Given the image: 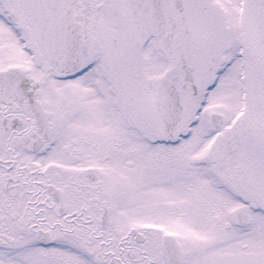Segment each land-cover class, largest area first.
I'll use <instances>...</instances> for the list:
<instances>
[{"label":"flooded vegetation","instance_id":"flooded-vegetation-1","mask_svg":"<svg viewBox=\"0 0 264 264\" xmlns=\"http://www.w3.org/2000/svg\"><path fill=\"white\" fill-rule=\"evenodd\" d=\"M10 1H15L36 47L17 0ZM76 1L70 14L78 36L86 43L78 68L93 36L102 46L109 37L112 50L123 44L129 56L135 51L144 59L148 53L150 59L157 56V48L164 68L154 78H143L141 85L135 78H125V68L112 84H43L45 66L62 79L73 76L77 68L71 72L52 69L37 47V74L29 64L30 49L26 56L0 59V71L15 66L14 72L0 74V264H264V75L256 43L255 0L236 1L234 21L240 22L234 24L248 26L251 55L244 27L245 47L238 55L244 70L252 62L255 77L237 84H256L251 99H256L260 112H250L245 134L241 132L237 141L223 127V114L218 116L221 124L217 128L209 120L216 112L207 116L211 134L204 147H214L219 167L233 187L242 188L236 195L240 204L224 214L210 208L213 197L196 178L191 188L190 171L197 166L188 159L184 143L193 130L192 120L197 123L202 118L211 88L221 82L218 77L223 67L213 65L208 49L216 47L219 52L226 46L217 26L231 19L224 12L221 16L219 0H160L164 23L160 38L167 49L155 35L140 36L127 0ZM104 9L113 14L108 28L94 15H105ZM14 13L19 12L15 9ZM10 18L0 11L2 23L12 24L13 35L26 40ZM195 59L211 71L207 80L200 79V68H193L199 66ZM168 70L171 76L165 84L170 90L165 96L172 100L175 93L176 121L168 116L164 119L157 106L162 94L158 81ZM199 84L206 85L200 88ZM198 91L193 108L186 111L188 97L184 94ZM245 99L246 110L249 90ZM126 134L135 138L128 147ZM114 157L120 162L115 178L116 171L108 168ZM138 183L144 185V193L140 192L145 202L132 208L126 204L128 187L135 184L137 188ZM189 212L201 218L191 227L185 219ZM147 213L149 217L144 216ZM205 218L220 229H232L229 235L236 239L231 246L235 257L228 252L221 253L220 259L200 255L197 248L206 247L207 241V230L200 224ZM217 233L208 241L219 239ZM224 240L232 243L228 237Z\"/></svg>","mask_w":264,"mask_h":264},{"label":"rangeland","instance_id":"rangeland-1","mask_svg":"<svg viewBox=\"0 0 264 264\" xmlns=\"http://www.w3.org/2000/svg\"><path fill=\"white\" fill-rule=\"evenodd\" d=\"M100 1L101 0H91V2L93 3ZM236 1L237 0H219L220 3L217 2V4H220L217 6L218 10H221V16L223 17L222 12H224L225 18L231 19L230 23H226L222 26H217L218 28H220L219 31H223L224 37L226 38L223 41L226 45L225 49L216 52V47L208 48L211 52L210 56L214 58L213 65L217 67H223V70L222 72H219L218 77V81L221 82L213 88L210 87V93L209 95H207L208 97L206 99V102L204 101L205 103L201 111L200 116L202 118L197 123V120H192L190 127L193 130L190 135H188V137L184 139V143L187 145L189 150L188 159L191 162H195V165L197 166L195 168V171H190V186L191 188L195 186L193 184V179L196 178V180L200 183L202 189L206 192L210 191V195H212L213 197L211 200L212 205L210 208L218 210L220 214H224L226 211H229L234 206L240 204L237 201L236 195L238 193H242V188L240 186L233 187L230 178H228L227 176L228 174L223 168L219 167L220 163L216 161L214 147L212 146L211 148H209V150H207L208 147H204L207 138L209 139V135L211 134L207 116L210 112H218L220 115L223 114L225 118V123L223 127L229 128L235 141H237L240 138L241 132H244L245 134V120L247 117H249V114L251 115L252 112L254 114L260 112L256 99H254V102L251 99L252 95H254L255 93L256 84H237L238 81H243L245 79L247 81H254L255 77L252 70V62L248 61L246 63L248 67L245 70L243 66L242 68L240 66V61L242 60V58L239 57L238 54L239 51H241L245 47L244 36L242 37L243 27L245 28L244 33L247 39L246 46L248 47L249 29L247 25L243 26L234 24L235 22H240V19L234 21ZM222 2H224V4ZM15 9L19 12L18 14L14 13ZM0 11H2L9 18L11 17L10 19H12V22L15 24L17 30L19 31L18 35L23 33V36L26 38V40H23L21 37L17 38L16 36H14L12 24H5L2 23V21L0 20V59L2 61L3 59L10 60L9 58L11 55L13 57L20 56L21 54L26 56L27 51L29 52L30 49L31 51L29 52V64L30 66L36 68L35 71L37 74L36 63L37 61H39L40 56L36 52V47L33 41L30 39V36H28V32L23 24L21 13L18 10L17 5L15 4V1L7 2V0H0ZM104 12L105 15L100 12H96L94 13V15H96V17L99 16L100 18H102V26L104 28H108V21L110 20V18H112L113 14L108 12L106 13L105 9ZM244 14L245 17L248 15L247 8ZM21 21L23 28L21 26ZM115 27H117V25ZM206 27L209 28V26ZM188 30H190V26L188 27ZM189 35L192 36V33L190 31ZM104 41L103 44H105V46H102L101 40L97 39L96 36H93L91 38L88 44V54L84 59L83 64H81L80 67L77 68V71L73 74V76L62 79L57 76L56 73L52 71L48 66H45V76L43 77V84H112V81H116L119 79V74L122 72V69L125 68V78H135L137 80V83L141 85L143 78H154V76L156 77L164 68L160 60L161 53L157 50V48V56L155 55L153 58L150 59V53H148L145 55L144 59L142 54L140 56V54H136L135 51H132L134 52L133 54L130 52L132 55L129 56L126 45L123 44H121L118 50H112L111 41L109 40V37H106ZM149 43H151V41ZM26 44H28V46ZM153 45L155 46L154 42ZM152 46L150 45L148 47L155 48ZM9 51H11L10 54H8ZM220 53L222 55H220ZM248 53L249 55H251L250 47L248 49ZM208 57L209 56H206L205 58L208 59ZM197 58L199 60V57ZM201 61L202 60L197 62L195 59V63H198L199 66L195 67L194 64L192 65L194 66L193 68H197L198 70L200 68V79L207 80L208 76L211 75V71L205 66V63H201ZM152 66L154 67V70L151 69L153 68ZM205 85L206 84H199L200 88ZM248 90L249 100L247 104V109L245 110V97L248 98ZM198 94L199 91L198 93L193 95H191L189 92H186L184 94V96L186 95L188 97V100H186L185 102H188L186 105V111L190 112V110L193 108V104L195 102L194 100L198 98ZM196 107H198V105ZM254 107H256V111H254ZM90 108H92V105L87 108L86 111L88 112ZM253 130L255 131V133H257L255 128ZM102 131L105 132L104 130ZM108 132L110 135L114 134V129L112 125H109ZM127 133L132 135V133ZM125 141L126 146L128 147L129 144L132 145V143L135 141V138L128 137V135L126 134ZM143 150H146L145 147L143 148ZM113 159H110L108 168L110 169V171H116L114 175L115 178L120 162L118 160V157H114ZM142 161L148 162L149 159L143 158ZM122 168L128 170L127 165H123ZM219 176L221 177L220 182L218 181ZM137 185V188L135 184H132L130 187H128L129 195H127L128 201L126 202V204H129V207L132 208H135L141 202H145V200H142L141 198V192H143L144 190V185L140 183H138ZM146 185L148 184L146 183ZM247 186L248 185L246 183H243L242 185V187L246 189ZM160 191L162 192V190ZM163 191L166 192L165 189H163ZM168 192L175 194L174 190H169ZM178 208L180 207H177V209ZM144 216L149 217L150 214L147 213ZM187 218L190 227L193 223H196L201 219L199 215L194 216L192 212H189L188 216H186L185 219ZM200 224L203 228L207 230L206 247L202 246L200 248H197L200 249L201 256H216L220 259L221 253L228 252L229 256L235 257V255L232 254V251L234 250L231 249V246L233 245V243L234 245H236V239L229 235L232 232L229 230L232 229H220L218 226L215 225L213 220L211 221L210 218H205V220L201 221ZM217 232H220L221 237L217 240L213 239L214 241H208L209 236L212 233L219 235ZM236 235L239 236L238 234ZM227 237L229 240H231V244L224 242L226 241L224 239H226ZM249 239L253 240L251 236H249ZM241 241L243 242L244 239L241 238ZM234 253H236V251H234ZM239 259L241 258L239 257L238 260Z\"/></svg>","mask_w":264,"mask_h":264},{"label":"water","instance_id":"water-1","mask_svg":"<svg viewBox=\"0 0 264 264\" xmlns=\"http://www.w3.org/2000/svg\"><path fill=\"white\" fill-rule=\"evenodd\" d=\"M76 0H17L22 15L30 29L38 51L55 70L69 72L76 69L81 60V53L86 48L85 40H82L76 31L70 10L76 4ZM257 45L259 56L263 66L264 75V0H255ZM133 23L142 38L148 35H155L162 48L164 42L160 38L164 29L160 0H127ZM15 66H8L0 71V74L14 72ZM171 76L168 70L158 81V90L161 97L157 100L160 113L173 117L176 121L179 114V104L175 93L173 99L169 100L166 92L170 90L165 82ZM220 114L213 113L210 116V123L214 128L220 126ZM219 122L217 126L215 123Z\"/></svg>","mask_w":264,"mask_h":264}]
</instances>
